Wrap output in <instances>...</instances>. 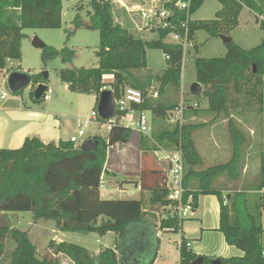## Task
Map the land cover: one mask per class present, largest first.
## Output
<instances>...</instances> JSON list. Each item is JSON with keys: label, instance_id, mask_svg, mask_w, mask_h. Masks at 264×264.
<instances>
[{"label": "trees", "instance_id": "obj_1", "mask_svg": "<svg viewBox=\"0 0 264 264\" xmlns=\"http://www.w3.org/2000/svg\"><path fill=\"white\" fill-rule=\"evenodd\" d=\"M173 1L163 4L173 10L171 20H185V11L173 8ZM203 1L191 0L189 14ZM218 1L221 8L215 13V18L188 19L190 38L198 29H204L211 35L227 36L237 25L244 6L256 16L264 17V0ZM89 6L88 21L84 22L79 14L75 15L73 31L68 35L80 27L97 30V64L92 67H62L58 71L60 80L73 93L93 94L96 104L100 91L106 86V77L110 79L106 87L110 88L115 98L126 86L139 89L143 102L133 107L150 112L156 120L165 121L168 112L179 105L176 99L165 95L172 93L176 96L181 86L182 50L179 45L166 41L169 29H157L152 37L142 38L114 21L110 0H91ZM61 11L62 0H0V71L6 68L9 60L21 58L24 29L59 28ZM260 27L264 28V20L260 22ZM224 44L226 53L223 57L196 58L194 63L196 81L202 87L201 95L207 99L206 111L215 118L221 114L229 117L230 158L224 163L197 169L202 159L193 132L205 125L203 123H174L171 128L153 133L152 139L166 149H181L183 186L186 189L184 200L191 195V204L195 207L199 195L213 194L218 198L219 231L227 244L243 252L241 256L219 258L218 264H264L261 244L264 231V149L260 151L258 176L251 188L255 194H248V189H243L222 195L221 190L213 186L221 175L236 180L240 174L245 135L235 126L232 112L264 113V38L251 49H243L231 39ZM193 48L197 50L196 43ZM147 49H160L163 54H168L163 70L153 72L147 68ZM55 57L67 64L72 61L74 51L67 46L56 49L44 44L41 47L40 60L43 64ZM29 76L33 85L45 84L47 80L41 72ZM153 91H156V98ZM12 93L19 95L21 91ZM29 94L35 102L42 99L41 96L35 99L33 91ZM193 97L197 99L200 95ZM191 113H197V110L187 105L183 117ZM99 120L104 122L101 118ZM132 133L124 126L113 125L105 138L92 137L98 141L93 150H83L80 145L68 140L43 143L37 137L26 138L16 149H0V212L30 211L33 221L41 218L51 220L60 232H93L100 236L112 233L115 237V246L103 247L98 254H92L77 244L51 240L47 245L51 256H39L26 231L0 223V257L4 252L5 238L9 236L15 245L9 264H61L59 254L73 264H141L133 261L131 254L124 251L121 245L123 239H129L139 225L148 228L141 221L147 218L154 221L153 214L147 213L145 198L104 199L99 193L108 148L116 143H126ZM139 138L146 163L135 183L140 190L149 193L148 203L151 206L156 205L157 209L167 207L171 203L165 187L168 164H152V152L157 148L149 144L147 138ZM155 225L159 230L178 232L179 220L176 216L162 218L160 215L156 216ZM188 243L184 238L180 239L178 264H191L198 257ZM201 257L202 262L197 264H216L206 256ZM144 264H152V260Z\"/></svg>", "mask_w": 264, "mask_h": 264}, {"label": "rangeland", "instance_id": "obj_2", "mask_svg": "<svg viewBox=\"0 0 264 264\" xmlns=\"http://www.w3.org/2000/svg\"><path fill=\"white\" fill-rule=\"evenodd\" d=\"M90 1L91 0H62L61 25L59 28L24 29V37L21 41V58L19 60H13L12 62L13 70L24 72L28 75L38 72L42 73L44 71L47 72L48 77L45 84L47 87L51 88L52 92L49 100L41 99L37 101V104L44 106L47 102H50L52 108H65L63 109V111H65V116H62L61 122L66 127V131L63 135H66L68 138L71 131L75 129L76 132L78 120L86 119L92 109L97 111V104L95 103L93 94L73 93L68 89H65V85L60 80L58 75V71L62 67H92L97 64L95 52L97 51L99 45L98 31L80 27L68 35V32L73 31V18L75 15L79 14L84 22L88 21ZM110 1L113 5L114 21L123 27H126L123 19H126L125 14L127 11H124V7L119 0ZM122 1L127 5H132L133 3L136 5L139 3V5L143 4L141 3L142 0ZM220 8L221 4L218 0H204L199 8L189 14V19L194 21L211 20L215 18V13ZM262 20H264V17L256 16L254 12L244 6L238 16L237 25L228 32L227 38L233 40L243 49H251L257 46L264 38V28L260 27V22ZM151 36H153V34ZM221 36V34L211 35L204 29H198L195 31L193 40L197 45V50L194 48L189 49L186 54V59L184 63H182L180 91L176 96H173L174 94L172 93H166L165 95V97H169L172 100L176 99L179 105L183 102L184 110L187 105H192V107L197 110V113H191V115L189 114V116L183 117L184 122L205 124L193 132V139L202 159V163L197 166L198 170L226 162L232 152L228 126L229 117L221 114L215 118L212 113L206 111L208 104L207 99L203 95H200L199 98L195 99L193 95L190 94V86L196 81L194 60L196 58L223 57L226 53V46ZM34 37H37L43 44L50 45L56 49H60L64 46L72 49L74 51L72 61L70 63L63 64L59 57H55L43 64L40 60L41 47L34 46L32 44ZM146 63L147 68L153 72L161 71L167 65L160 49H147ZM104 82L105 85L108 86L110 79L106 77ZM35 87L36 85L29 82V84L22 90L21 94L24 100L31 101L29 93L34 91ZM0 89L6 94H11L7 81L6 85ZM155 90H157L156 85ZM153 95H156V91H153ZM156 96L154 98H156ZM65 102L70 103V105H66L64 107ZM194 102L197 104L195 105ZM146 115L151 127L150 138L147 137L146 139L149 144H152L157 148L155 151L161 149H173H166L164 146L154 143L152 134L161 129L172 127L174 123L171 122V118L176 116L174 111L168 112L165 121L154 119L148 111ZM231 118L233 119L235 126L244 133L247 140L246 147L248 146L249 141L252 142V150L256 162V159L258 160V153L264 149V113L232 112ZM215 123L217 124L215 125ZM213 125H215V127H212ZM107 133L108 129L105 126L100 127L91 123L86 126L85 136L83 138L87 136H100L105 138ZM215 135L225 137V141L228 146L227 156L219 158H212V154H209L208 156V153L202 143L206 140L210 147H214L218 144V140ZM139 137L140 136L136 132H133L132 136L128 140L130 143L128 141L126 143H116L115 146H112V148L107 151V158L109 159L107 163L105 162V172L102 176L105 184H111L113 187H118L122 185V181L124 183L127 179H136L139 172L140 157L142 154L140 153L141 149L139 145ZM83 138H80V140ZM119 144H122L123 146H128V144L130 145L126 150H123ZM242 149L244 148L242 147ZM119 151L124 152V155L117 156L118 154L120 155ZM228 180L231 181L225 175H221L215 180L213 186L218 190H221L222 195L236 191H228L229 189H226L225 191L222 190L224 186H226ZM128 187L131 188L133 186L130 185ZM119 195L134 197V195H125L123 193ZM148 198L149 193L147 192L145 196L146 207L148 208L147 213L153 214L154 218L152 219L155 221L156 216H160L164 212L166 213L167 208L164 207L157 209L156 205L151 206L148 203ZM152 211L155 212L153 213ZM0 223L10 224L13 228L26 231L31 243L35 246L37 255L39 256H43L44 254H49L51 256V251L47 249V245L51 240L74 243L85 247L90 251L99 250L104 245L113 247L115 244V237L112 233L100 236L93 232H60L55 229L53 221L51 220L41 218L33 221V216L30 211L7 213L0 212ZM262 227L264 229V217L262 218ZM134 232L130 234L129 239H123L124 242L121 246L124 251L127 250V252L131 254L133 261L140 262L141 264L147 263L153 259L157 252L155 233L150 230V228H145L140 225ZM160 233H162L161 248L158 253L159 255L156 264H178V251L176 249L177 243L175 242V239L177 238L176 233ZM166 237L169 238V241H166ZM14 246V242L11 238L9 236L6 237L4 252L0 257V264H9L10 254ZM59 259L61 260V264H73L70 259L64 255H60Z\"/></svg>", "mask_w": 264, "mask_h": 264}, {"label": "crops", "instance_id": "obj_3", "mask_svg": "<svg viewBox=\"0 0 264 264\" xmlns=\"http://www.w3.org/2000/svg\"><path fill=\"white\" fill-rule=\"evenodd\" d=\"M125 16L126 19H123V22L125 23L126 28H128L131 32L142 38L152 37L151 33L145 31L140 32L138 29H136L132 17L128 13H126ZM12 62L13 60H9L7 62L6 68L0 71V88H3V86L6 85L8 74L12 71H15L12 69L13 68ZM64 85H65V89H68L65 83ZM2 92L3 90H1L0 92V149L19 148L23 144L24 140L28 137H37L43 143H48V142L57 143L59 140H68V137L66 135H63L66 131V127L61 122L62 116H65V111H63V109L65 108H60V109L52 108L50 102H47L44 106H40L30 97L29 98L31 101L24 100L21 93L19 95H14L11 92V94H6L4 97H2L1 96ZM94 100H95V96H94ZM66 105H70V103L65 102L64 107ZM216 124L217 123H215V125ZM215 125H213L212 127H215ZM75 133L76 132L74 129L73 131H71L69 137L71 135H74ZM215 137H217L218 144L215 145L214 147H210L206 140L202 143V145L205 147L208 153V156L209 154H212L211 155L212 158L227 156L228 146L226 144L225 137H220L216 135ZM88 138H92V137L87 136V139ZM245 141L246 142L242 146L244 149H242L243 152L241 153V165H240L239 177L236 180H231V181L228 180L226 186H224V188L222 189L224 191L226 189H229L228 191L230 190L240 191L243 189H248L247 190L248 194L256 193L251 188L255 184L258 176L260 152L258 153V160L256 159L255 162L254 154L252 150L253 148L252 142L248 140L249 144L246 147L247 145L246 138ZM119 145L123 150H126L130 144H128V146H123L122 144ZM112 146H115V144ZM112 146L108 148V151L110 148H112ZM119 152L120 155L118 154L117 156L124 155V152L121 151ZM157 152L158 151L155 150L152 152V156H151L152 164L155 162L156 164L163 163L157 160L156 157L158 154ZM140 153H142V149ZM154 157L156 159H154ZM108 159L109 158L106 159V163ZM145 163L146 161L144 162V159L141 154L139 172ZM139 172L136 179L134 180L127 179L124 182H128V183H121L122 185L118 187H113L111 184H105L103 179H101L102 182L99 188L100 197L104 199H113V198H139L140 196H143L145 198L147 191L140 190V186L137 183H135L138 180ZM130 185L133 187L131 188L128 187ZM121 193L131 196L134 195V197L119 195ZM219 213H220V205L218 198L213 194H205V195H199L196 206L193 207V211L190 214H188L187 218L182 222L180 228L178 229V232L159 230L155 227L156 226L155 221H152L149 218L141 221L143 225L147 226L148 228H150V230H152L155 233V239L157 241V252L152 259V264H156L158 260V255H159L158 253L161 248L162 233L160 232L176 233L177 238L175 239V242L177 243L176 249L178 251L177 252L178 259H179V242L181 238H184L186 241L190 243L189 248L197 256H206L211 260L216 258L219 259V258H228L232 256H241L243 252L237 247L227 244L224 235L222 234V232L219 231ZM166 241H169L168 237H166ZM55 242L58 243L61 241L59 240ZM261 244H262V249L264 251V232L262 233L261 236ZM105 246L107 245H104L103 247ZM103 247H101V249ZM101 249L96 251H90L89 249L87 250L92 254H98ZM60 255L62 254H59L57 256L60 257Z\"/></svg>", "mask_w": 264, "mask_h": 264}, {"label": "built area", "instance_id": "obj_4", "mask_svg": "<svg viewBox=\"0 0 264 264\" xmlns=\"http://www.w3.org/2000/svg\"><path fill=\"white\" fill-rule=\"evenodd\" d=\"M124 11L126 10L131 17L140 32L145 31L154 34L157 29H169L166 35V41L172 42L180 46L182 50L181 68L182 63L186 59V54L189 49L193 48L195 42L193 38H190L188 29L189 9L191 0H174L172 7L178 10H184L186 13L185 20L174 22L171 20L173 10L164 7V3L171 2L172 0H142V5L133 3L132 5L125 4L122 0H119ZM140 1V0H139ZM148 5V6H147ZM126 8V9H125ZM165 60L168 59V54H163ZM103 89H110L104 86ZM51 88L46 87L41 97L43 100H48L51 94ZM5 92L1 93L4 97ZM116 112L113 117L101 122L99 120L98 112L92 109L89 116L86 119L78 120V126L76 133L68 138V141L75 145H81V143L87 139L85 136V128L88 124L94 123L96 126H105L108 130L113 125H121L132 132H136L138 135L150 138V124L146 115L147 111L138 110L133 105L139 106L143 102L142 92L139 89L126 86L122 89L120 95L115 98L113 96ZM196 105V103H194ZM183 110L184 104L180 103L173 111L176 116L171 118L172 123H183ZM172 111V112H173ZM80 138H83L80 140ZM157 160L168 164V170L166 172L165 187L168 190L167 199L171 201L167 206L166 213L164 212L161 217L166 218L168 215L176 216L179 220V228L182 222L187 218L188 214L193 211L191 204V195L185 200L183 198L186 189L183 186L184 166L181 149L173 148L171 150L161 149L157 152ZM166 231H172V229H166ZM190 245V243H188ZM264 255V251H262Z\"/></svg>", "mask_w": 264, "mask_h": 264}, {"label": "water", "instance_id": "obj_5", "mask_svg": "<svg viewBox=\"0 0 264 264\" xmlns=\"http://www.w3.org/2000/svg\"><path fill=\"white\" fill-rule=\"evenodd\" d=\"M224 40V43L229 41L230 39L227 38V36H221ZM32 44L34 46H40L42 47L44 44L37 38L34 37L32 40ZM43 78H47L48 74L46 71L42 72ZM7 85L11 92H17L22 91L30 82V76L27 73L20 72V71H12L7 76ZM46 84L44 83H38L33 91L34 98L39 99L41 94L44 90H46ZM202 87L201 85L195 81L190 86V94L193 96L201 95ZM97 112L101 119L107 120L114 116L116 109L115 104L113 101V95L112 91L110 89H103L100 91L98 95V101H97ZM98 141L94 138H88L84 140L80 148L83 150H93ZM202 262V257L198 256L191 264H197ZM213 263L218 264L219 259H213Z\"/></svg>", "mask_w": 264, "mask_h": 264}]
</instances>
